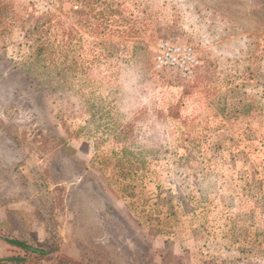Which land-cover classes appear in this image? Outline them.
Wrapping results in <instances>:
<instances>
[{
	"label": "rangeland",
	"instance_id": "1",
	"mask_svg": "<svg viewBox=\"0 0 264 264\" xmlns=\"http://www.w3.org/2000/svg\"><path fill=\"white\" fill-rule=\"evenodd\" d=\"M0 150L29 264H264V0H0Z\"/></svg>",
	"mask_w": 264,
	"mask_h": 264
},
{
	"label": "built area",
	"instance_id": "2",
	"mask_svg": "<svg viewBox=\"0 0 264 264\" xmlns=\"http://www.w3.org/2000/svg\"><path fill=\"white\" fill-rule=\"evenodd\" d=\"M40 14L49 13L54 8V0H30ZM198 61L192 48L188 45H176L168 41L158 43L154 56L157 70L165 68L177 69L182 77L190 78Z\"/></svg>",
	"mask_w": 264,
	"mask_h": 264
},
{
	"label": "trees",
	"instance_id": "3",
	"mask_svg": "<svg viewBox=\"0 0 264 264\" xmlns=\"http://www.w3.org/2000/svg\"><path fill=\"white\" fill-rule=\"evenodd\" d=\"M3 143L1 146L2 150L8 148L10 149V144H6L3 139L1 140ZM15 148V146H13ZM13 149V148H12ZM1 151V150H0ZM13 153L14 151L11 150ZM0 240L10 244L16 248L22 250V254H12V255H5L0 257V264H29V256L34 255L37 257H43L46 255V251L36 249L32 247L27 241L22 238H15V237H8L7 235L0 233Z\"/></svg>",
	"mask_w": 264,
	"mask_h": 264
}]
</instances>
